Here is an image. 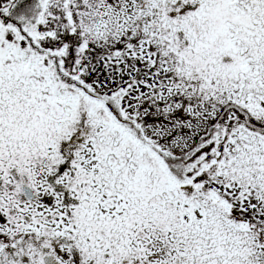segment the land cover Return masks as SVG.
<instances>
[{"label": "snow or ice", "instance_id": "1", "mask_svg": "<svg viewBox=\"0 0 264 264\" xmlns=\"http://www.w3.org/2000/svg\"><path fill=\"white\" fill-rule=\"evenodd\" d=\"M0 264H264V0H0Z\"/></svg>", "mask_w": 264, "mask_h": 264}]
</instances>
